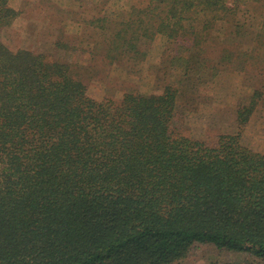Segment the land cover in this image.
Segmentation results:
<instances>
[{
	"label": "trees",
	"instance_id": "1",
	"mask_svg": "<svg viewBox=\"0 0 264 264\" xmlns=\"http://www.w3.org/2000/svg\"><path fill=\"white\" fill-rule=\"evenodd\" d=\"M248 2L263 21L264 0H149L106 56L143 60L161 34L170 62L182 48L206 69L198 32ZM16 15L0 0V29ZM182 60L160 94L97 101L68 63L0 40V264H170L201 245L242 258L216 264H264V155L241 143L238 108V133L213 143L176 131Z\"/></svg>",
	"mask_w": 264,
	"mask_h": 264
},
{
	"label": "rangeland",
	"instance_id": "2",
	"mask_svg": "<svg viewBox=\"0 0 264 264\" xmlns=\"http://www.w3.org/2000/svg\"><path fill=\"white\" fill-rule=\"evenodd\" d=\"M148 2L9 0L17 15L10 25L0 29V40L12 51L28 50L43 54L48 61L68 63L74 76L85 84L87 95L97 101L105 98L118 101L127 90L160 94L184 72L182 58H189L190 68L180 82L176 98L175 126L179 128L176 131L187 138L213 143L219 135L238 133V108L240 115L247 118L241 126V143L264 155L262 6L240 3L238 15H227L215 21L209 32H198L205 39L206 49L201 57L206 61V69H201L195 57L191 58L190 53L187 56L182 48L177 54L181 57L179 62H170L176 52L167 49V41L161 34L149 44L143 60L135 59L132 52L131 58L107 57L116 24L129 17L131 8H143ZM233 17L243 24L239 30L233 26L235 20H229ZM102 18L106 22L102 23ZM101 24L105 29L100 28ZM196 26L199 30L200 24ZM256 89L262 92V97L253 105L248 97ZM241 259L239 255L201 245L170 264H216Z\"/></svg>",
	"mask_w": 264,
	"mask_h": 264
}]
</instances>
